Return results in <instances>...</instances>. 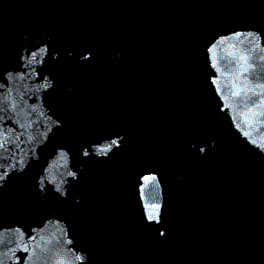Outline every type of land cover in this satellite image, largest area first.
<instances>
[{
	"label": "snow or ice",
	"instance_id": "snow-or-ice-1",
	"mask_svg": "<svg viewBox=\"0 0 264 264\" xmlns=\"http://www.w3.org/2000/svg\"><path fill=\"white\" fill-rule=\"evenodd\" d=\"M234 35L237 36V37L244 36V35H247L248 37H253V36L259 35V33H254V32H251V31L247 32L246 34L242 33V32H237V33H234ZM262 42H264V37H262ZM214 48H215V44L212 43V44H210V46L207 49L210 61L212 60V53L214 51ZM45 50L46 49L41 48L42 52L45 51ZM34 56H35V54H33V57ZM262 59H264V58H262ZM240 61L242 62L241 65H240V71H242V72H250L251 69L255 68V65L250 62V58L247 55H241L240 56ZM213 67H215V63H213ZM213 84H216L215 80H213ZM255 87L264 89V82L256 84ZM218 91H219V89H218ZM248 91H254V89H248ZM233 95L234 96H239V95H241V92L240 91L233 92ZM260 96H264V92L257 93V97H260ZM248 99H249V102L251 103L252 108L259 107V102L258 101H253L251 97H249ZM246 108H247V105H246ZM248 111H251V109H248ZM243 134L246 137L249 135V133L246 132V131L243 132ZM251 142L253 144L256 143L255 141H251ZM113 146L119 148L122 145L120 144L119 140H112L111 143L108 145V148L111 149ZM199 151L204 152L205 149L200 148ZM84 155L85 156H89L90 154H89V152L87 150H84ZM68 175L70 177H73V178L77 177V173L76 172H69ZM143 179L145 181H150V182H156L157 181V177L155 175L144 176ZM57 191H60V189L58 188ZM161 207L162 206L160 204H158V203H149V204L146 205V209H147L146 218H147V221L150 222V225H151V222H156V223H161V227H163L162 215H161ZM157 232L162 237L165 235V232L161 231L159 228L157 229ZM69 242H71V241H69ZM23 250L24 251H28V249L26 247ZM78 259H80L82 262H85V264H86L87 256L86 255L85 256H81V257H78ZM0 264H3L2 260H0Z\"/></svg>",
	"mask_w": 264,
	"mask_h": 264
}]
</instances>
